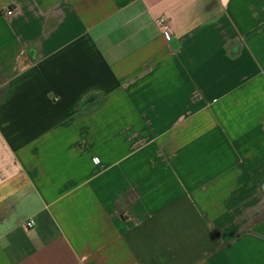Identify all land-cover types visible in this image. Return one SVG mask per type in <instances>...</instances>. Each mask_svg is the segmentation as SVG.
Returning <instances> with one entry per match:
<instances>
[{
  "label": "crops",
  "instance_id": "obj_1",
  "mask_svg": "<svg viewBox=\"0 0 264 264\" xmlns=\"http://www.w3.org/2000/svg\"><path fill=\"white\" fill-rule=\"evenodd\" d=\"M0 264H264V0H0Z\"/></svg>",
  "mask_w": 264,
  "mask_h": 264
},
{
  "label": "built area",
  "instance_id": "obj_2",
  "mask_svg": "<svg viewBox=\"0 0 264 264\" xmlns=\"http://www.w3.org/2000/svg\"><path fill=\"white\" fill-rule=\"evenodd\" d=\"M156 24L160 30L161 33H163L164 35H168L171 32V27L169 22L167 21V19L165 18H159L156 20ZM35 225L33 220H29L27 222H25L24 226L26 229H31L33 228Z\"/></svg>",
  "mask_w": 264,
  "mask_h": 264
}]
</instances>
